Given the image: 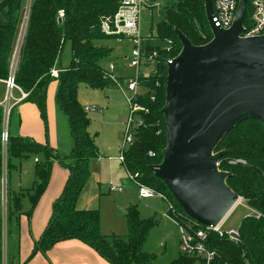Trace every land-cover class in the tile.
Returning a JSON list of instances; mask_svg holds the SVG:
<instances>
[{
	"label": "trees",
	"instance_id": "trees-1",
	"mask_svg": "<svg viewBox=\"0 0 264 264\" xmlns=\"http://www.w3.org/2000/svg\"><path fill=\"white\" fill-rule=\"evenodd\" d=\"M119 2L31 0L28 21L17 52L15 79L21 89L28 93L23 101L37 107L44 123L47 121V87L52 81L58 82L55 103L66 120L71 148L68 154L61 155L45 143L10 135L9 167L13 158L20 159L32 153L42 156V160L35 162L30 190L12 196L13 208L19 214L21 197L26 194L31 203L26 215L30 217L48 185L54 161L68 170L63 190L52 205L48 224L34 242L27 260L69 239L83 242L110 264H151L154 259V256L143 251L142 246L155 222L141 219L137 206L131 205L125 210L127 234L123 237L101 232L98 210L76 207L90 176V161L99 157L95 135L88 131L90 119L78 100V86L81 83L92 89L114 86L105 78L104 68L99 64L110 49L96 46L93 41L114 38L103 33L100 21L114 14ZM22 10L23 0H0V79L8 74ZM59 11L63 12L61 21ZM175 29L193 45H204L210 41L212 34L205 17L204 0H178L176 4L166 7L162 20L156 25V34L147 38L160 43L155 48L149 43L147 45V50H157L155 70L138 79L140 93L133 102L141 108L137 111L141 125L132 130L133 142L124 152L122 165L127 173L137 174L136 179L142 184L165 194L175 205L179 220L183 217L182 210L151 170L152 166L161 162L166 144V126L160 110L165 101L167 69L164 61L169 56H176L181 49ZM66 42L70 44L71 59L55 79L50 76V70L57 66ZM218 151H224L218 163L219 170L230 174L226 179L227 186L258 213V216L246 215L242 218L238 242L217 234L211 236L218 252V264H264V126L256 120L242 121L224 136L215 149V152ZM238 159L245 163H231ZM27 260L17 264H25ZM170 264H190V261L179 255Z\"/></svg>",
	"mask_w": 264,
	"mask_h": 264
},
{
	"label": "water",
	"instance_id": "water-1",
	"mask_svg": "<svg viewBox=\"0 0 264 264\" xmlns=\"http://www.w3.org/2000/svg\"><path fill=\"white\" fill-rule=\"evenodd\" d=\"M246 3L239 0L224 30L214 26L212 2L204 0L212 38L193 45L175 29L181 49L166 67L160 110L166 144L151 170L182 212L203 226L220 224L241 198L226 184L230 174L218 168L224 151L216 147L242 121L264 126V34L242 36Z\"/></svg>",
	"mask_w": 264,
	"mask_h": 264
},
{
	"label": "rangeland",
	"instance_id": "rangeland-1",
	"mask_svg": "<svg viewBox=\"0 0 264 264\" xmlns=\"http://www.w3.org/2000/svg\"><path fill=\"white\" fill-rule=\"evenodd\" d=\"M152 1L157 3L152 10L144 8L141 11L139 34L142 38L156 34V25L162 20L165 8L176 4L178 0ZM148 43L154 48L160 44L156 39L155 41L145 39V44L148 45ZM93 44L110 49L107 56L99 61L102 68L108 70L109 66L113 64V72L121 78L119 79L123 84L134 77L135 70L128 66V56L132 49L131 40L106 38L94 40ZM60 58L58 68L64 69L69 65L71 59L69 42L64 44ZM141 70L147 73L148 69L141 66ZM78 100L82 106H94L103 109L101 113H87L90 119L88 131L92 136L95 135L94 140L99 149V157L90 161V176L80 194V209L98 210L101 219V232L104 235L113 234L123 237L127 234L124 218L125 209L131 205L137 206L141 219H152L155 222L142 246L143 251L154 256L151 264H170L178 258L180 250L179 228L171 217L165 215L168 205L166 201L158 197L140 198L135 185L129 180L124 166L118 159L122 144L121 137L125 134V125L129 114L124 95L116 86L92 89L81 83L78 86ZM56 110L54 124L51 120L44 123L38 115V117L29 118L28 122L22 121V129L26 132L29 131L32 139L49 145L56 143V148L60 153L68 154L71 141L67 124L62 113L58 108ZM18 128L19 116L17 109H14L9 122L10 135H19ZM35 157L42 160V156L35 153L20 159L13 158L11 167L7 162L5 175L2 173L0 163V264H17L18 262L14 235L16 234L18 238L19 224H17L16 217L19 213L13 208L12 196L30 190L32 187ZM1 179L6 180L5 186L2 185ZM65 182L66 180H64L54 200L62 192ZM109 186L122 187V191L108 192ZM2 191L6 194L4 202L1 197ZM240 200V204L233 207L223 219L221 226L223 231H238L242 218L253 213L247 207L245 200L243 198ZM20 205L21 208L25 207L26 212L30 210L31 203L26 194L21 197Z\"/></svg>",
	"mask_w": 264,
	"mask_h": 264
},
{
	"label": "built area",
	"instance_id": "built-area-1",
	"mask_svg": "<svg viewBox=\"0 0 264 264\" xmlns=\"http://www.w3.org/2000/svg\"><path fill=\"white\" fill-rule=\"evenodd\" d=\"M211 2L213 7L212 23L215 27L224 30L229 29L233 23L239 0H211ZM30 5L31 0H24L17 39L9 59L8 74L4 79H0V163L2 173L4 175L7 171L6 166L8 162L10 117L14 107L28 96V93L23 91L16 82L15 69L17 52L21 37L28 21ZM156 5L157 3H153L152 0H120L114 14L112 16L105 17L100 21L101 30L105 35L117 39L126 38L132 42V49L130 55L128 56V66L135 70L134 77L128 79L123 84V82L120 81L121 78L113 72V64L109 66L108 70L103 69L105 78L109 79L113 82L114 86L119 88L121 93L124 95L129 108V114L125 125L126 130L125 134L121 137L122 144L120 155L118 157L121 163L124 162L125 150L133 142V128L141 125V120L137 117V111L141 110V108L134 105L133 102L134 98L140 93L138 79L140 77L147 76L150 72L155 70V58L157 56L156 49L147 50V44H145V39L147 38H142L139 34V19L141 11L144 8L152 10V8ZM62 15L63 12L59 11L60 19ZM243 29V37H252L264 34V0H247ZM174 57L175 56L166 58L164 61L166 63V67L171 63ZM141 66L147 67V73H144L143 70H141ZM62 71L63 69L53 67L50 70V76L56 79ZM82 109L85 113H101L103 111L102 108H96L94 106H82ZM35 161H37V159H35ZM231 162L235 163V161ZM236 162L245 163V161L241 159L236 160ZM127 175L129 180L135 185L140 198L148 199L158 197L166 201L168 205L167 210H169V212L166 211L165 215L171 217L179 228L180 256L189 259L190 264H218V252L213 245L212 235L217 234L219 237H226L231 241H239L238 231H223L221 227L222 222L216 226H203L189 219L184 213H182L183 217L178 220L176 216L179 213L177 212L173 202L170 201L165 194L157 192L154 189L142 184L136 179L137 174L131 175L127 173ZM1 180L2 185L5 186L6 180ZM107 190L108 192H121L122 187L114 188L109 186ZM4 196L6 197V194L2 191L1 197L3 202ZM238 204H240V202ZM238 204H235V206ZM250 210L253 211L252 214H254V216H258L256 211L252 209Z\"/></svg>",
	"mask_w": 264,
	"mask_h": 264
},
{
	"label": "crops",
	"instance_id": "crops-1",
	"mask_svg": "<svg viewBox=\"0 0 264 264\" xmlns=\"http://www.w3.org/2000/svg\"><path fill=\"white\" fill-rule=\"evenodd\" d=\"M60 60L61 58L57 63L56 66L57 68L58 65L60 64ZM55 81H52L51 84L48 85L46 92L47 121L51 120L53 124L55 123V117H56L55 113L57 111L56 110L57 106L55 103V94L57 91L58 82L56 81L57 82L56 83ZM0 92H1V88H0ZM14 109H17V113L19 116V128H18L19 135H15V136L33 138L31 137L29 131L26 132L24 129H22V121L28 122L29 118H31L32 116L38 117L39 111L37 107L33 103L22 101L19 104H17L14 107ZM45 144L55 149L61 155L66 154V153H60L57 150L56 143H51L52 146L49 145L48 143ZM35 159L37 158L36 157L34 158L33 161L34 163L39 160L37 159V161H35ZM67 177H68V170L57 161H54L51 167V175L48 185L45 191L42 193L41 197L39 198L37 204L35 205L30 217L26 215L25 207L21 208V212L17 216V224H19L18 238L16 234L14 235V239L17 240L18 243V252L16 253L18 263L19 262L22 263L27 260V258L32 252L34 242L38 240V238L46 228L49 218L52 214V205L55 201L54 198L57 192H59L61 186L63 185L64 180H66ZM79 201H80V195L76 204L77 209L81 208L79 207ZM25 264H110V263L107 260H105L103 257H101L94 249L87 246L83 242L77 239H69L54 244L45 253H41V252L36 253L34 256L28 259Z\"/></svg>",
	"mask_w": 264,
	"mask_h": 264
},
{
	"label": "bare ground",
	"instance_id": "bare-ground-1",
	"mask_svg": "<svg viewBox=\"0 0 264 264\" xmlns=\"http://www.w3.org/2000/svg\"><path fill=\"white\" fill-rule=\"evenodd\" d=\"M241 199V198H240ZM240 199H238V201L236 202V204H238L241 200Z\"/></svg>",
	"mask_w": 264,
	"mask_h": 264
}]
</instances>
